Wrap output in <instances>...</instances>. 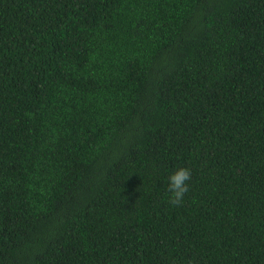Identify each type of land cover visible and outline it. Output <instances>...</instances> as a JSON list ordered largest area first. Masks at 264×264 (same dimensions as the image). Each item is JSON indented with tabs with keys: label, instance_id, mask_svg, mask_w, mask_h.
Here are the masks:
<instances>
[{
	"label": "trees",
	"instance_id": "1",
	"mask_svg": "<svg viewBox=\"0 0 264 264\" xmlns=\"http://www.w3.org/2000/svg\"><path fill=\"white\" fill-rule=\"evenodd\" d=\"M0 264H264V0H0Z\"/></svg>",
	"mask_w": 264,
	"mask_h": 264
},
{
	"label": "clouds",
	"instance_id": "2",
	"mask_svg": "<svg viewBox=\"0 0 264 264\" xmlns=\"http://www.w3.org/2000/svg\"><path fill=\"white\" fill-rule=\"evenodd\" d=\"M191 170L187 167H180L168 178L169 203L173 206H180L183 203L185 194L189 191Z\"/></svg>",
	"mask_w": 264,
	"mask_h": 264
}]
</instances>
